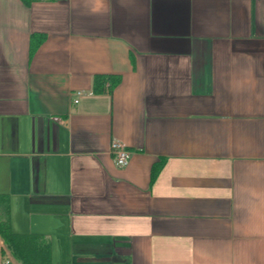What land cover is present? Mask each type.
I'll return each instance as SVG.
<instances>
[{
	"label": "crops",
	"instance_id": "crops-1",
	"mask_svg": "<svg viewBox=\"0 0 264 264\" xmlns=\"http://www.w3.org/2000/svg\"><path fill=\"white\" fill-rule=\"evenodd\" d=\"M0 194L52 264H264V0H0Z\"/></svg>",
	"mask_w": 264,
	"mask_h": 264
},
{
	"label": "trees",
	"instance_id": "trees-1",
	"mask_svg": "<svg viewBox=\"0 0 264 264\" xmlns=\"http://www.w3.org/2000/svg\"><path fill=\"white\" fill-rule=\"evenodd\" d=\"M28 1V0H26ZM32 1V0H29ZM45 41V35L33 34L30 40L31 53L35 52ZM119 76L96 75L94 77V94L112 93L120 83ZM165 160L154 165L151 171V182L157 178ZM9 198L0 194V237L11 255L20 264H52V245L44 235L18 234L13 232L9 219Z\"/></svg>",
	"mask_w": 264,
	"mask_h": 264
},
{
	"label": "built area",
	"instance_id": "built-area-1",
	"mask_svg": "<svg viewBox=\"0 0 264 264\" xmlns=\"http://www.w3.org/2000/svg\"><path fill=\"white\" fill-rule=\"evenodd\" d=\"M86 95L87 96L93 95V92L86 93L85 91L82 90H78L74 92L73 94L74 104H77L80 101V99ZM53 119L56 122H62V119L60 117L56 116ZM110 154L112 155V158L116 166L120 168H125L126 166H128L131 157V152L122 142L118 140H113L110 144ZM0 251H1L0 264H13L12 255L1 237H0ZM8 256H10L11 258H9Z\"/></svg>",
	"mask_w": 264,
	"mask_h": 264
},
{
	"label": "rangeland",
	"instance_id": "rangeland-1",
	"mask_svg": "<svg viewBox=\"0 0 264 264\" xmlns=\"http://www.w3.org/2000/svg\"><path fill=\"white\" fill-rule=\"evenodd\" d=\"M9 258H11L10 256H8Z\"/></svg>",
	"mask_w": 264,
	"mask_h": 264
}]
</instances>
